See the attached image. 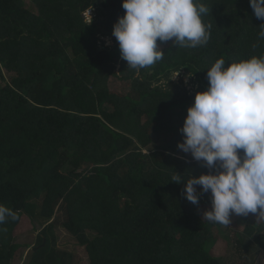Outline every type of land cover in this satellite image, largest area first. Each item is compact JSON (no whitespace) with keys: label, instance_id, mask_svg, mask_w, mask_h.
<instances>
[{"label":"trees","instance_id":"trees-1","mask_svg":"<svg viewBox=\"0 0 264 264\" xmlns=\"http://www.w3.org/2000/svg\"><path fill=\"white\" fill-rule=\"evenodd\" d=\"M29 1L35 12L0 0V204L17 216L0 224V264H16L28 215L45 227L24 264H69L60 227L90 264H230L212 251L223 226L202 218L211 192L198 204L184 195L190 176L215 169L178 142L215 60L264 55V20L249 0H204L207 45L158 41L163 60L139 76L113 35L122 0ZM89 10L97 14L90 22ZM235 237L264 250V220L247 225V242Z\"/></svg>","mask_w":264,"mask_h":264},{"label":"clouds","instance_id":"clouds-1","mask_svg":"<svg viewBox=\"0 0 264 264\" xmlns=\"http://www.w3.org/2000/svg\"><path fill=\"white\" fill-rule=\"evenodd\" d=\"M257 19L264 20V0H249ZM125 10L113 26L121 58L140 75L164 58L159 42L184 48L207 45L211 25L204 23L211 8L204 0H122ZM259 38L264 39V23ZM179 75L178 70L171 79ZM207 89L197 91L188 107L178 148L208 169L190 176L184 195L199 203L211 192V209L203 219L228 226L232 216L259 213L264 219V55L226 64L218 58L208 68ZM178 173L172 181L180 183ZM200 186V192L197 191ZM16 213L0 204V224Z\"/></svg>","mask_w":264,"mask_h":264},{"label":"rangeland","instance_id":"rangeland-1","mask_svg":"<svg viewBox=\"0 0 264 264\" xmlns=\"http://www.w3.org/2000/svg\"><path fill=\"white\" fill-rule=\"evenodd\" d=\"M23 3L27 9L33 10V12H35L34 7L30 4L29 0H23ZM96 15L97 14L94 13L93 10H89L86 13L87 21H92L93 19H95ZM110 44H112V41L109 38L106 40V45ZM177 77H180V75H178ZM183 81L184 83H187L189 80L186 77H183ZM110 82L112 87L118 85L119 83L114 78H110ZM159 83L163 84V86L167 84L165 79H161ZM197 189L200 190V186H198ZM33 202H37L39 206L41 205V202L38 200H33ZM210 209L211 202L205 206V210ZM263 220L264 219H259L258 212L249 213L247 216L233 215L231 225L223 226V230L221 232H218L217 240L212 247L213 253L217 256L222 257L226 262L230 264H264V250H259L253 246H238L235 237V232H240L244 235V239L247 242L248 238H245V230L247 228V225H258ZM35 223L37 225V228L41 232L45 227V223L39 221H35ZM57 232L59 239L58 246L60 249L67 252L69 256L68 260L70 261L69 264H90V260L85 247L80 246L77 243L76 239L71 236L64 228H58ZM39 234L34 232L31 227L26 230L24 234L17 238L16 242L21 244L23 248H21L18 252L16 264H24V262L26 261L27 253L33 246L37 244ZM91 236L94 235L91 234Z\"/></svg>","mask_w":264,"mask_h":264},{"label":"water","instance_id":"water-1","mask_svg":"<svg viewBox=\"0 0 264 264\" xmlns=\"http://www.w3.org/2000/svg\"><path fill=\"white\" fill-rule=\"evenodd\" d=\"M28 217H29V219L31 221L33 231L39 234L40 233V230L37 228V225L35 223L34 218L32 216H30V215H28ZM44 245H45V242L43 243L42 246H44ZM37 249L38 248H34V251H36Z\"/></svg>","mask_w":264,"mask_h":264}]
</instances>
